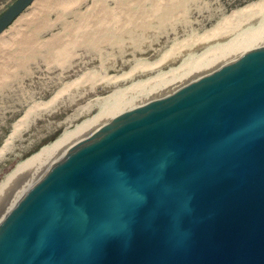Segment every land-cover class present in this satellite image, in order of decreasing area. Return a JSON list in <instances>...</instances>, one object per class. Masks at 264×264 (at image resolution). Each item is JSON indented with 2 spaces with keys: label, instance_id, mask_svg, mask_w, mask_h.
Returning <instances> with one entry per match:
<instances>
[{
  "label": "water",
  "instance_id": "1",
  "mask_svg": "<svg viewBox=\"0 0 264 264\" xmlns=\"http://www.w3.org/2000/svg\"><path fill=\"white\" fill-rule=\"evenodd\" d=\"M0 264H264V44L49 140L0 199Z\"/></svg>",
  "mask_w": 264,
  "mask_h": 264
},
{
  "label": "rangeland",
  "instance_id": "2",
  "mask_svg": "<svg viewBox=\"0 0 264 264\" xmlns=\"http://www.w3.org/2000/svg\"><path fill=\"white\" fill-rule=\"evenodd\" d=\"M13 1L0 0V14ZM262 4L35 0L0 34V184L69 127L137 94L146 97L131 105L167 95L239 56L219 57L264 34V14L244 25L238 16Z\"/></svg>",
  "mask_w": 264,
  "mask_h": 264
},
{
  "label": "bare ground",
  "instance_id": "3",
  "mask_svg": "<svg viewBox=\"0 0 264 264\" xmlns=\"http://www.w3.org/2000/svg\"><path fill=\"white\" fill-rule=\"evenodd\" d=\"M262 12V13H261ZM261 14H264V4L260 5V6H257V7H254V8H251V9H247L241 13L238 14V16H241V17H246V22H241L239 23L240 25H244V23L247 24V22H251V21H254V17L256 16H260ZM252 16V17H251ZM263 16V15H262ZM261 17V16H260ZM264 19V18H263ZM242 21V19H241ZM238 23V22H237ZM110 25H108L109 27ZM116 26V25H115ZM126 26V25H125ZM235 26V25H234ZM103 27V26H102ZM107 27V26H106ZM88 28V27H87ZM91 28V27H90ZM115 28V27H114ZM106 29V28H105ZM113 29V28H112ZM233 29V28H232ZM237 28H235L236 30ZM87 30V29H86ZM108 30V29H107ZM231 31V30H230ZM95 33V32H94ZM99 33V32H98ZM115 33V32H114ZM224 34V33H223ZM228 34V33H227ZM86 35V34H85ZM104 35V34H103ZM107 36V34H106ZM115 38V37H114ZM249 38V37H248ZM247 39V38H246ZM245 39V40H246ZM107 40V38H106ZM243 40V43H241L240 45L238 44L237 46H235V48L233 47V49H230L229 51L223 53V54H220L219 57H226V56H232L234 54H239V52H245L246 49H254L255 46H259V44H261L263 41H264V34L258 36V37H253V38H250L248 39V41L246 40ZM245 42V43H244ZM257 46V47H258ZM251 50V49H250ZM240 53V54H242ZM215 57V56H214ZM210 63H205L204 66L206 65H209ZM193 70V69H192ZM185 76V75H184ZM180 79V78H179ZM182 79V78H181ZM180 79V80H181ZM158 87V86H157ZM155 87V88H157ZM161 87V85H160ZM152 91H155V90H151V91H148V92H152ZM145 94V93H144ZM140 97H146V95H139L137 94L135 96V99L134 98H128L126 100H123L121 101L114 109H111V110H115V109H118V108H121V107H126V106H130L131 104H134L133 101L136 100L137 98H140ZM7 144L0 150V157L3 156L7 150ZM33 158V157H32ZM31 159V158H30ZM28 159L27 161L19 164L15 170L0 184V199L3 197L7 187H8V182H9V177H15V176H20V175H24L25 171L28 169V165H29V160Z\"/></svg>",
  "mask_w": 264,
  "mask_h": 264
}]
</instances>
